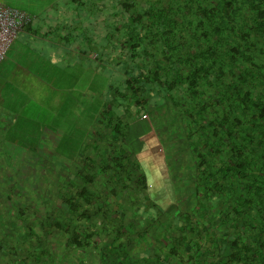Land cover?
Here are the masks:
<instances>
[{"label": "trees", "instance_id": "1", "mask_svg": "<svg viewBox=\"0 0 264 264\" xmlns=\"http://www.w3.org/2000/svg\"><path fill=\"white\" fill-rule=\"evenodd\" d=\"M59 1L29 15L55 12L52 41L93 56L94 135L36 155L42 212L3 177L0 263L264 264V0ZM150 128L178 199L128 141Z\"/></svg>", "mask_w": 264, "mask_h": 264}, {"label": "crops", "instance_id": "2", "mask_svg": "<svg viewBox=\"0 0 264 264\" xmlns=\"http://www.w3.org/2000/svg\"><path fill=\"white\" fill-rule=\"evenodd\" d=\"M56 21L55 12H40L16 36L12 66L0 83V153L64 154L79 139L88 143L93 139L94 117L92 112L88 115L93 56L87 58L82 50L54 43L51 32ZM75 66L80 74L91 69L79 94H73ZM47 122L52 124L50 129L45 127Z\"/></svg>", "mask_w": 264, "mask_h": 264}, {"label": "rangeland", "instance_id": "3", "mask_svg": "<svg viewBox=\"0 0 264 264\" xmlns=\"http://www.w3.org/2000/svg\"><path fill=\"white\" fill-rule=\"evenodd\" d=\"M52 0H0V4L15 8V9H19L22 10L28 14H34L35 12H37L38 10H44V8L46 7V5H59L62 6L61 2L59 0H57L56 3L52 2ZM57 6V8L59 7ZM17 37L14 38V40L12 41L10 47L11 49L13 48L12 52L11 49L10 51L8 50L7 53L5 54L4 58H3V62H1L0 64V83H2V78L5 77V71H7L9 69L10 66H12V57L14 56V46L17 44ZM16 40V41H15ZM18 45V44H17ZM76 67V73H71V76L73 77V80L77 81V87H74V91L73 94H79L81 93V90L83 88L86 87V77L89 81L90 76H91V70L88 69L87 73L82 72L81 74L79 73V67ZM3 69V70H2ZM94 75V73H93ZM4 79V78H3ZM72 80V78L70 79ZM95 83V82H94ZM102 87V85H101ZM93 94L95 93V91L92 89ZM95 94L93 95V104L96 105L97 100L95 99ZM90 97V96H89ZM91 102V100H89ZM1 105V103H0ZM1 108V107H0ZM147 115V114H146ZM82 119V118H80ZM80 119H78V123H81ZM148 120V116H146L145 118L141 117V121H147ZM77 123V122H76ZM47 129H50L52 124L50 122H47L45 124ZM152 125H155V122H152ZM81 126H84V124H81ZM158 126V125H157ZM158 130V127H157ZM156 133L157 131L155 130H151L147 133V134H143V135H139L138 133L134 134V137L132 136V133H130V136L128 137V141L131 144L132 148L136 147L137 143H142L140 145V154L139 157L142 159L144 158V161H140L141 166H140V170H142L143 172H147V170H150L152 176L151 177L153 180L151 182H153V184H155V189H158L159 186H161V183H164V179H163V175L168 178V186H166L165 188L168 187V190H171L173 192V190L177 189V194H176V199H178L179 194H183V182L181 179V174H179L178 172L174 171L173 169H169L170 174L166 173V168H165V163L164 162V158L166 160V156L164 153V149L162 148V145L160 143H158V140L156 138ZM37 149V148H36ZM134 149V148H133ZM137 149V148H136ZM13 155L17 156V153H12ZM39 153H30L29 155V161L26 163L22 157V154L18 157L19 159H22L19 161L18 158H16V161L13 162L10 166H9V170L6 171V175H4L3 173H0V182H2L4 180L3 177H7L9 179V181L12 184H16L17 186H21L23 187L24 192L26 193L27 197H25L24 195V199L22 201H24L25 199L27 200V198L30 201H36V206H39L41 204H39V199L37 198L35 191L37 190L38 192L42 193L43 195H46V191L47 188H45L46 185V181H50L51 178L50 176L47 179V176L45 177V175H41L38 176V168H37V156ZM37 155V156H36ZM159 159V160H158ZM160 164L161 167H160ZM159 169L162 170L165 169V171L163 172V175L160 174ZM168 174V175H167ZM162 176V179H161ZM170 176V177H168ZM157 179V180H155ZM19 184H17L16 182ZM19 186V187H20ZM171 193V192H169ZM59 199L54 198V203L58 204ZM21 201V199L19 200ZM0 205H1V200H0ZM1 208H3V206H0ZM12 208V207H11ZM44 207L43 206H39L38 207V211L40 210L41 212L43 211ZM12 210V209H10ZM9 211V210H8ZM6 213L3 211V213L0 212V223L3 222V218L6 219L7 216H5ZM1 231H6L8 230L6 225L3 224L2 228L0 229ZM1 237V236H0ZM13 240V238H12ZM62 243L57 241L51 242L49 245V248H51L52 252L54 255H60V249L62 248ZM76 257V255L73 257V259L71 260V258H68L69 262H72V264H76V260L74 259ZM77 258V257H76ZM67 259V258H66ZM71 260V261H70ZM89 263V260L86 261V264ZM1 264V263H0Z\"/></svg>", "mask_w": 264, "mask_h": 264}, {"label": "built area", "instance_id": "4", "mask_svg": "<svg viewBox=\"0 0 264 264\" xmlns=\"http://www.w3.org/2000/svg\"><path fill=\"white\" fill-rule=\"evenodd\" d=\"M28 13L0 4V64L12 41L31 21ZM143 115L142 118H145Z\"/></svg>", "mask_w": 264, "mask_h": 264}]
</instances>
